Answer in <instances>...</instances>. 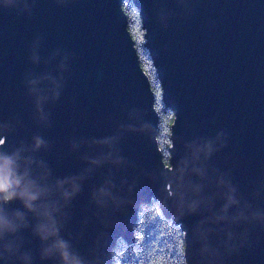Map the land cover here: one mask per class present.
<instances>
[{
  "label": "water",
  "instance_id": "water-1",
  "mask_svg": "<svg viewBox=\"0 0 264 264\" xmlns=\"http://www.w3.org/2000/svg\"><path fill=\"white\" fill-rule=\"evenodd\" d=\"M123 1L35 0L31 15L0 9V123L15 125L0 137L5 140L2 147L20 141L30 144L39 135L48 147L36 156L46 162L52 177L76 175L87 167L82 156L103 149L83 144L73 150L72 141L111 136L119 125L135 122L128 115L135 110L150 131L126 132L117 145L120 155L135 166L96 168L65 210L70 219L61 235L86 257L99 242L105 264H111L117 239L133 242L140 206L157 200L164 215L183 230L188 264H195L198 246L192 230L201 216L174 221L171 208L161 203V183L141 175V170L156 173L168 165L160 156L154 96L127 29ZM129 1L139 10L144 46L156 68L163 102L174 112L170 163L185 154V143L222 132L225 146L209 164L227 174L239 197L264 210V190L260 197L252 195L257 183L264 184V0ZM161 8L170 13L163 22L157 19ZM38 38L42 59L56 50L68 56L60 98L44 106L48 113L44 124L37 123L25 78L48 70L56 75L60 56L50 65L30 63ZM110 172L117 184L113 191L121 196L125 195L121 179L138 181L133 203L114 216L105 215L90 199ZM242 230H247L246 242L224 264H264V229L241 224L236 231ZM21 234L26 240L23 250L32 252L34 264H53L39 260V241L30 229ZM211 239L215 242L217 237Z\"/></svg>",
  "mask_w": 264,
  "mask_h": 264
},
{
  "label": "clouds",
  "instance_id": "clouds-1",
  "mask_svg": "<svg viewBox=\"0 0 264 264\" xmlns=\"http://www.w3.org/2000/svg\"><path fill=\"white\" fill-rule=\"evenodd\" d=\"M63 3L64 0H54ZM179 4L180 0H176ZM35 0H0V9L13 10L17 15H31ZM165 9L157 11V19L163 22L167 15ZM38 42L34 43L29 56L30 63L52 64L57 56L53 70L43 73H29L25 78L27 93L33 98L37 123H47L48 113L44 106L60 98L63 86V73L67 70V54L54 51L46 58L38 52ZM129 119L135 121L119 125L117 131L108 137L92 141H72L71 148L76 150L83 144L89 147L99 146L103 151L96 155L85 154L82 159L87 164L80 173L62 178H53L51 169L45 161L36 156L41 149L48 147L47 141L34 135L31 143L20 141L4 148L0 138V262L2 264H34L31 251L24 249L25 237L21 234L30 229V235L39 241L38 257L40 261H52L53 264H105L99 242L93 247L90 256L82 255L73 244L61 235L64 224L70 219L65 210L80 193L82 182L92 172L105 164L114 168L135 166L120 155L118 148L122 135L126 132L150 131L148 124L139 119L135 110L129 112ZM15 125L0 123V137L10 134ZM225 134L220 132L214 138H195L184 144L185 154L156 173L141 170V175L152 182L161 183L160 200L171 208L174 221L187 215L201 216L192 230L193 243L197 245L195 264H224L225 260L238 251L246 242L247 230L237 232L241 224L259 225L264 229V210L253 208L251 203L237 195L236 187L227 178L226 173L209 164L212 155L225 146ZM138 185L137 180L129 183L127 179L119 181L125 195H118L112 172L103 183L90 194L92 204L105 215L121 211L126 204L133 203ZM264 184L257 183L252 195L260 197ZM18 203L19 208L10 207ZM99 215V213H96ZM85 220L84 224L87 225ZM78 235H82V232ZM215 235L217 240L212 241ZM185 248L180 253V264H188ZM111 255V253H110ZM115 260V256H112Z\"/></svg>",
  "mask_w": 264,
  "mask_h": 264
},
{
  "label": "trees",
  "instance_id": "trees-1",
  "mask_svg": "<svg viewBox=\"0 0 264 264\" xmlns=\"http://www.w3.org/2000/svg\"><path fill=\"white\" fill-rule=\"evenodd\" d=\"M127 20V29L134 42L142 69L148 77L153 96L154 108L158 115L157 143L165 165L170 163V133L174 112L167 108L162 99V89L157 78L149 51L144 46L145 35L137 7L129 0L121 4ZM185 248L184 232L181 227L168 219L159 201L152 200L140 206L134 225V240L129 243L117 239L111 251V264H180V253ZM115 256L113 260L112 256Z\"/></svg>",
  "mask_w": 264,
  "mask_h": 264
}]
</instances>
